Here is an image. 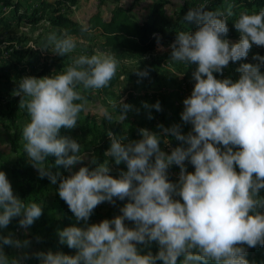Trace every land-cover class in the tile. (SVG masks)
<instances>
[{
    "label": "clouds",
    "instance_id": "obj_1",
    "mask_svg": "<svg viewBox=\"0 0 264 264\" xmlns=\"http://www.w3.org/2000/svg\"><path fill=\"white\" fill-rule=\"evenodd\" d=\"M207 2L189 8L181 23H194L195 29L176 31L169 46V60L185 68L194 65V84L180 113L181 121L191 125L186 134L179 124H158L160 133L140 128V138L128 140L126 131L116 135L108 129L105 159L93 157L92 166L73 171L85 155L77 140L60 135L61 128H75L88 111L108 123L123 122L133 109L123 98L111 102L112 111L103 105L89 108L84 94L107 88L119 60L112 53L74 54L62 71L19 79L13 94L28 117L21 129L23 153L53 184L59 173L51 171L49 156L70 173L60 177L57 192L75 220L83 222L57 230L58 242L75 249L74 254L36 251L38 264H249L247 248L264 246V55L254 54L256 63H240L236 79L214 75L246 58L253 44L264 46V7L237 14L233 0L213 10L204 8ZM231 17L239 33L235 42L227 38ZM76 48L71 36L50 32L42 49L67 56ZM134 71L138 77L148 75ZM143 107L161 110L159 101L143 102ZM168 134L182 144L165 152L160 144L168 143ZM108 157L126 170L110 175ZM173 164L180 169L175 182L167 171ZM117 200L126 201L120 214L88 223L98 204ZM41 214V203L14 194L0 170V230L16 217L27 228ZM153 242L155 254L143 251ZM29 243L0 231V264H21V257L7 255L4 246L23 249Z\"/></svg>",
    "mask_w": 264,
    "mask_h": 264
},
{
    "label": "rangeland",
    "instance_id": "obj_2",
    "mask_svg": "<svg viewBox=\"0 0 264 264\" xmlns=\"http://www.w3.org/2000/svg\"><path fill=\"white\" fill-rule=\"evenodd\" d=\"M13 1H20L22 8L27 9V13L17 18L18 14L22 12L21 9L15 13L11 6L3 7L0 2V156L2 160H4L5 155L14 156L10 146V139L16 136V131L21 138V129L28 118L26 111L18 107L15 123L17 128L10 125L7 119L13 103L16 100H20L19 96L13 94V91L18 86L19 79L24 76L40 78L50 76L54 72L62 71L71 62L70 57L74 54L91 55L94 53H112L119 60L117 70L118 80L110 89L84 93L88 98L89 108L103 105L109 111H112L111 102L117 98H123L125 102L133 106V109L128 111L126 120L118 122L122 124V128L116 135H121L126 131L128 140L139 139L138 129L147 128L160 133L161 129L157 127L158 124L166 128L179 124L181 125L180 131L185 134L190 130V124H185L181 121L180 113L183 110L182 101L190 95L194 84L191 78L194 65L185 68L184 65L169 60V46L174 40L169 41L167 44L159 42L154 46L152 51L146 55H140L125 50L111 51L110 48L101 46L102 38L99 31L91 30L87 34H67L77 42V48L72 54L59 56L51 52L50 49H42L46 43L47 35L50 32H56L57 35L66 34L56 27H52L47 20V15L51 13V9L47 8L43 13V18H39L42 14V6L39 4L41 0ZM45 1L50 2L53 0ZM184 1L191 3V5L181 10L184 6ZM152 2L153 0H106L104 4L99 5V0H79L73 5H62L60 7L68 17L84 26L87 25L88 19L96 12H100L105 18L108 17L109 11L118 3L125 7H130L133 15L138 19H143L150 11ZM201 3H203V0H167L164 4V15L172 21H182L184 14L189 8ZM209 5H212L211 1H208L204 5V8H207ZM33 17H38V20L34 22L32 20L34 19ZM188 24L194 25V23ZM227 38L232 42L239 39V33L235 27L228 31ZM254 54L264 55V46L253 44L246 58H242L236 62H229V65L221 74L214 73V75L219 79L224 77H231L232 79L238 78L239 73L236 69L240 63L257 62L253 59ZM158 58H160V61L156 63V59ZM154 67H157L156 72H152ZM136 68L147 70L148 75L138 77L136 71H134ZM156 101L160 102V111L152 108L145 109L143 107V102L151 105ZM149 113H151V119L148 118ZM84 118H87L90 124H105L107 126L110 124L99 118L92 111L81 113L80 121L72 129L70 137L81 144L85 159L74 165L73 171L78 170L82 165H88V160L91 155L89 135L83 130L85 125ZM166 138L168 143L161 142L160 144L161 149L165 152H170L171 148L182 144L181 141H178L171 134H168ZM19 141L20 149L23 150L22 140ZM108 166L110 168L109 174L114 177L118 176L121 170H126V166L123 163L117 165L111 157H108ZM178 167L173 164L167 170L169 180L175 182L178 179L179 172L176 170ZM59 169L67 173V175L70 174L62 165H60ZM57 194L58 192L55 193V190L51 189L48 195V203L54 201L56 198L59 201V195ZM125 202L117 200L115 204L107 201L98 204L93 212L100 214L101 217H92L91 215L88 223H98L102 219H110L120 214H117L116 208H120ZM50 205L51 203L45 207L44 213L46 218L59 221L57 229H63L66 225L69 226L72 224L81 226L83 223L75 220L71 211L67 210L68 206L66 202L64 203L67 212L65 216L58 208H54V216H52ZM261 210L264 211V209ZM63 218L65 219L64 221L62 220ZM50 221L45 220L48 223ZM127 222L128 224H132L131 221ZM33 229L31 225L23 228L18 222L11 220L5 229L0 230L4 234L11 232L18 239L29 240L28 247L23 249H16L7 245L4 246V251L7 255L21 257V264H38L37 258L33 253L40 251L36 239L42 235V229L40 226L36 228V231ZM57 248L53 251H61L59 250V246ZM23 253H28L27 257H24Z\"/></svg>",
    "mask_w": 264,
    "mask_h": 264
},
{
    "label": "trees",
    "instance_id": "obj_3",
    "mask_svg": "<svg viewBox=\"0 0 264 264\" xmlns=\"http://www.w3.org/2000/svg\"><path fill=\"white\" fill-rule=\"evenodd\" d=\"M79 0H53L45 1L41 0L40 5L42 6V14L39 18H43V13L47 8L51 9V13L47 15V20L52 27L63 31L66 34H87L91 30H98L102 38L101 46L108 47L111 51L125 50L131 51L140 55H146L153 50L154 46L157 44V37H159V42L162 44H167L169 41L175 39L176 31L178 30H194V25L182 24L180 20H171L166 15H164V4L167 0H153L150 11L146 14L143 19H138L135 15L131 13L130 7H125L122 4H116L110 11L108 17H103L100 12L94 13L87 21L88 31L82 32V24L74 21L68 17L64 11L61 10L62 5H73ZM106 0H99V5L104 4ZM212 2L206 10H213L215 8H222L224 6V0H208ZM3 7L11 6L16 12L19 9L22 10L18 14L17 18L24 16L27 13V9L22 8V3L20 1L13 0H0ZM233 11L239 13L244 9L249 11H257L261 7H264V0H233ZM184 6L181 10H184L191 3L184 1ZM34 14V13H33ZM34 16V15H33ZM34 22L38 20V17H33ZM234 17L229 18L227 22L228 31L234 28L233 20ZM1 22V21H0ZM186 23V22H185ZM193 24V23H192ZM160 58L156 59V63H159ZM157 67H154L152 72H156ZM118 80V74L110 82V85L103 90L110 89ZM19 101H15L10 108L9 116L7 117L8 123L16 127V115L18 111ZM84 128L83 130L89 135L91 155L88 160V165L93 157L98 160L103 161L105 159L104 153L110 146V139L106 135V130L110 129L114 134H117L121 128V123H110L108 126L105 124H90L87 118L83 119ZM73 129V128H72ZM72 129L61 128L60 135L71 136ZM191 129V125H190ZM21 138L17 134L10 139L11 150L14 156L5 155L4 160L0 156V170H3L7 178L9 179L14 194L18 195L21 199H25L26 202L36 201L40 202L42 206V214L36 219L31 226L33 230L36 231L37 227H41L42 235L36 239L39 250H49L52 251L58 249L59 246L61 251L65 254L72 255L75 253V249L69 248L67 245H61L58 242L57 236V225L59 221L51 218L48 219L45 216L44 209L48 204L51 203L52 216H54V208H58L61 213L65 216L66 209L64 206L65 201L59 197L54 201L48 203V195L51 189L55 190L57 193L58 183L61 176H67V173L60 171V165H55L54 156L48 157L49 165H51V171L59 173L57 176V183L53 184L49 181L47 177H41L38 175L37 168L33 167L32 164L25 157L23 150L20 149ZM3 157V156H2ZM108 159V158H107ZM2 160V161H1ZM188 171L193 170V166L187 161L184 162ZM179 172V167L176 168ZM58 195V194H57ZM56 195V196H57ZM264 195V191L261 192ZM119 207L116 208L117 214L119 213ZM67 210L68 207H67ZM263 211V210H261ZM108 214V213H107ZM101 217L100 214L93 212L92 217ZM53 218V217H52ZM18 217L13 218L14 222H18ZM45 220H51L49 223ZM65 220L64 218L62 219ZM37 222V223H35ZM128 224V222L126 221ZM132 226V224H128ZM68 226V225H66ZM151 250L153 254L157 251V245L153 242L149 248L143 249V251ZM246 258L249 264H264V246H256L247 248ZM157 264H160L158 261Z\"/></svg>",
    "mask_w": 264,
    "mask_h": 264
}]
</instances>
